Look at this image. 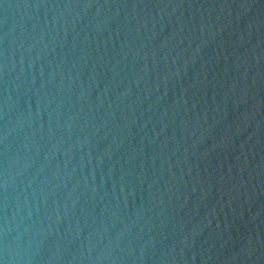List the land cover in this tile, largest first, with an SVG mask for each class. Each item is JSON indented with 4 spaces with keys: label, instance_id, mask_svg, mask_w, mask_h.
<instances>
[{
    "label": "water",
    "instance_id": "water-1",
    "mask_svg": "<svg viewBox=\"0 0 264 264\" xmlns=\"http://www.w3.org/2000/svg\"><path fill=\"white\" fill-rule=\"evenodd\" d=\"M0 264H264V0H0Z\"/></svg>",
    "mask_w": 264,
    "mask_h": 264
}]
</instances>
